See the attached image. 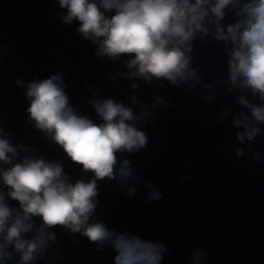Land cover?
<instances>
[{
	"label": "water",
	"instance_id": "95a60500",
	"mask_svg": "<svg viewBox=\"0 0 264 264\" xmlns=\"http://www.w3.org/2000/svg\"><path fill=\"white\" fill-rule=\"evenodd\" d=\"M224 11L220 26L226 29L234 22V8ZM63 14L66 10L55 0H0V138L8 139L20 157L58 159L73 180H87L90 174L71 164L62 149L28 121L27 83L62 74L73 108L94 120L99 118L87 104L93 90L133 107L138 115L147 111L156 117L155 123L144 124L148 145L127 155L141 178L139 184L128 183L137 187V195L128 197L127 188L120 189L116 181L98 182L96 217L110 229L162 242L168 250L163 264H192L194 248L205 253L201 264H253V159L248 149H254V142H239L236 133L244 129L233 127L238 112L250 116L237 97H252L228 82L226 45L213 39L214 18L210 15L204 24L209 35L196 33L192 42L190 67L198 71L200 82L188 80L177 88L168 81L130 79L135 69L125 67L127 57L113 61L94 55L98 43L84 40L75 31V21L63 24ZM133 83L139 88L133 90ZM207 84L211 87L206 89ZM130 97L139 104L133 105ZM157 97L167 106L156 103ZM238 148L244 150L243 158L236 155ZM145 181L162 199L148 200ZM54 231L56 243L37 264H114L109 246L97 251L79 234L74 242L67 230Z\"/></svg>",
	"mask_w": 264,
	"mask_h": 264
},
{
	"label": "clouds",
	"instance_id": "9594fccd",
	"mask_svg": "<svg viewBox=\"0 0 264 264\" xmlns=\"http://www.w3.org/2000/svg\"><path fill=\"white\" fill-rule=\"evenodd\" d=\"M55 3L66 10L60 17L63 24L75 21L78 24L75 31L84 40L98 43L94 55L113 61L127 57L125 67L135 69L130 79L139 77L149 84L153 79L168 81L177 88L188 80L200 82L198 71L190 67V53L196 33L209 35L204 24L211 15L216 25L213 39L226 45L228 82L239 84L252 97V100L244 95L237 97L238 104L250 116L244 111L236 114L233 127L244 129L236 133V139L241 143L254 142L262 134L264 0H55ZM230 5L235 19L225 29L220 22ZM16 83L20 85L22 81ZM210 87L205 85L206 89ZM66 88L59 73L29 81L24 93L29 102L28 121L34 122V128L45 133L71 164L90 174V178L73 180L58 159L20 157L8 139L0 138L3 186L0 264H37L56 243L57 228L71 233L73 241L76 234L85 237L97 251L109 246L114 264H163L168 250L162 242L110 229L95 215L99 206L98 182L116 181L120 189L127 188L128 197L137 195V187H128V183L139 184L141 178L127 155L146 149L148 135L143 130L144 124L155 123V115L147 111L138 115L133 107L113 98L99 97L93 90L87 104L99 118L94 120L73 108ZM131 88L136 90L139 85L133 83ZM130 99L133 105L139 104L136 97ZM204 99L210 102L214 98ZM160 102L167 106V101L157 97L156 103ZM20 147L29 151L24 145ZM248 151L253 161L261 159L258 151L251 147ZM236 155L243 158L245 152L238 148ZM187 179L190 181L192 177ZM144 183L148 200L162 199L150 181ZM9 200L17 202L16 205ZM204 258L203 249L192 250V264H201Z\"/></svg>",
	"mask_w": 264,
	"mask_h": 264
}]
</instances>
